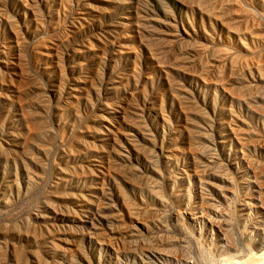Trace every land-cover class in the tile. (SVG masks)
I'll use <instances>...</instances> for the list:
<instances>
[{
	"label": "rangeland",
	"instance_id": "374dc122",
	"mask_svg": "<svg viewBox=\"0 0 264 264\" xmlns=\"http://www.w3.org/2000/svg\"><path fill=\"white\" fill-rule=\"evenodd\" d=\"M249 251L264 0H0V264Z\"/></svg>",
	"mask_w": 264,
	"mask_h": 264
},
{
	"label": "bare ground",
	"instance_id": "6f19581e",
	"mask_svg": "<svg viewBox=\"0 0 264 264\" xmlns=\"http://www.w3.org/2000/svg\"><path fill=\"white\" fill-rule=\"evenodd\" d=\"M250 251L252 250L250 249ZM250 251L244 254H236L230 258H220L216 263L207 262L205 264H264V253L257 254L259 252L252 253Z\"/></svg>",
	"mask_w": 264,
	"mask_h": 264
}]
</instances>
